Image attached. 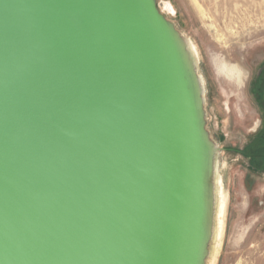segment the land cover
<instances>
[{
	"label": "water",
	"instance_id": "1",
	"mask_svg": "<svg viewBox=\"0 0 264 264\" xmlns=\"http://www.w3.org/2000/svg\"><path fill=\"white\" fill-rule=\"evenodd\" d=\"M206 100L157 0H0V264H210Z\"/></svg>",
	"mask_w": 264,
	"mask_h": 264
},
{
	"label": "rangeland",
	"instance_id": "2",
	"mask_svg": "<svg viewBox=\"0 0 264 264\" xmlns=\"http://www.w3.org/2000/svg\"><path fill=\"white\" fill-rule=\"evenodd\" d=\"M157 1L173 5L175 10L164 14L192 42L204 71L210 68L212 95L206 108L211 129L218 115L228 133L223 146H241L262 114L263 106L249 90L264 65V0ZM219 145L225 209L217 214L221 245L217 248L218 237L209 263L264 264V174L248 171L235 152Z\"/></svg>",
	"mask_w": 264,
	"mask_h": 264
},
{
	"label": "flooded vegetation",
	"instance_id": "3",
	"mask_svg": "<svg viewBox=\"0 0 264 264\" xmlns=\"http://www.w3.org/2000/svg\"><path fill=\"white\" fill-rule=\"evenodd\" d=\"M166 8V7H165ZM166 10H168L166 8ZM202 63L204 60H199L200 70L202 71V75L205 80L206 85V106L208 107V101H210V97L212 95V84L209 82V70L210 68H202ZM208 75V76H207ZM218 81V80H217ZM250 86L252 87L249 92L251 94V90L253 95H255V99L259 102L263 107H261V120L256 123L258 126L249 136H245L246 141L236 148L223 146L224 142L227 140L228 133L224 132L221 127H223L224 120L220 118L218 115H215L214 122L212 127L214 131L211 129L210 118H209V110H208V129L211 131L212 137L219 141L222 144L223 151H233L236 155L239 156L244 162V165L248 169V171H253L255 173L264 174V101L262 98L264 91V65L262 70L257 73V75L250 80ZM254 98V97H253ZM208 109V108H207ZM254 122V121H253ZM217 138V139H216Z\"/></svg>",
	"mask_w": 264,
	"mask_h": 264
},
{
	"label": "bare ground",
	"instance_id": "4",
	"mask_svg": "<svg viewBox=\"0 0 264 264\" xmlns=\"http://www.w3.org/2000/svg\"><path fill=\"white\" fill-rule=\"evenodd\" d=\"M159 6H160V8H161V10H162V12L164 11L165 12V10H166V8L169 10V11H174L175 9H174V7H173V5L171 4V3H169V2H161V3H159ZM166 7V8H165ZM163 12V13H164ZM193 48L195 49V47H194V45H193ZM227 67V66H226ZM236 68V67H235ZM232 71H233V69H232ZM231 72V71H230ZM221 177H219V179H218V182L219 183H221ZM218 195H219V202H220V212H224V209H225V198H224V195H223V190H221V187L219 186V188H218ZM217 233H216V236H217V238L218 237H220V239H219V242H218V244H217V248H219L220 247V245H221V231L219 232V230L218 231H216ZM219 245V246H218ZM216 248V246L214 247V252H213V256L215 255V253L217 252V249Z\"/></svg>",
	"mask_w": 264,
	"mask_h": 264
}]
</instances>
